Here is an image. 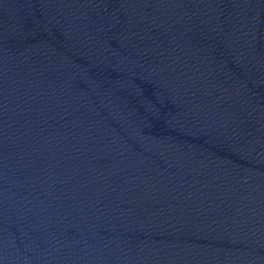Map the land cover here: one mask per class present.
<instances>
[{"label": "water", "instance_id": "water-1", "mask_svg": "<svg viewBox=\"0 0 264 264\" xmlns=\"http://www.w3.org/2000/svg\"><path fill=\"white\" fill-rule=\"evenodd\" d=\"M0 264H264V0H0Z\"/></svg>", "mask_w": 264, "mask_h": 264}]
</instances>
